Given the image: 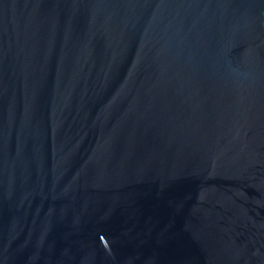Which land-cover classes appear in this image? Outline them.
Here are the masks:
<instances>
[{"label":"water","instance_id":"95a60500","mask_svg":"<svg viewBox=\"0 0 264 264\" xmlns=\"http://www.w3.org/2000/svg\"><path fill=\"white\" fill-rule=\"evenodd\" d=\"M0 264H264V0H0Z\"/></svg>","mask_w":264,"mask_h":264}]
</instances>
